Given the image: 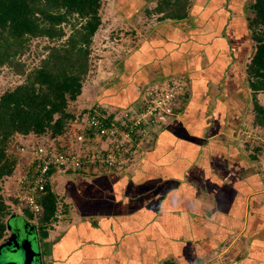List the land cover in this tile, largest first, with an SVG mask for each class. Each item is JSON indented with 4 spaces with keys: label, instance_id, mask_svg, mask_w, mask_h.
Returning a JSON list of instances; mask_svg holds the SVG:
<instances>
[{
    "label": "crops",
    "instance_id": "1",
    "mask_svg": "<svg viewBox=\"0 0 264 264\" xmlns=\"http://www.w3.org/2000/svg\"><path fill=\"white\" fill-rule=\"evenodd\" d=\"M233 1L190 0L184 19L158 21L107 82L99 106L117 113L138 107L143 96L136 87L151 81L178 74L188 86L175 118L139 141L129 166L91 175L51 172L47 185L57 207L46 236L35 217L12 207L5 222L22 219L34 228L42 264H264V150L256 141L252 151L238 137L245 126L264 128L253 124L243 66L251 40ZM157 3L124 0L118 9L131 12L123 18L130 20L147 4L160 20ZM15 139L36 145L49 138Z\"/></svg>",
    "mask_w": 264,
    "mask_h": 264
},
{
    "label": "trees",
    "instance_id": "2",
    "mask_svg": "<svg viewBox=\"0 0 264 264\" xmlns=\"http://www.w3.org/2000/svg\"><path fill=\"white\" fill-rule=\"evenodd\" d=\"M189 1L158 0L155 11L163 13L160 21L182 20L187 16ZM101 6L102 0H0V70L14 66L31 39L56 41L47 47L40 64L25 74L22 83L0 95V241L9 213L2 183L17 164L10 142L16 136L32 134L46 136L49 139L42 143L59 149L64 148L57 141L61 136L70 143L68 127L82 117L70 113L67 106L82 93L91 69V44L101 25ZM248 12L247 29L252 32L255 51L244 72L252 96L253 124L264 128V107L258 101V95L264 94V0H254ZM182 95L176 97L175 104ZM39 192L42 211L37 216L30 210L26 213L37 219L40 234L46 236L57 202L47 184Z\"/></svg>",
    "mask_w": 264,
    "mask_h": 264
},
{
    "label": "built area",
    "instance_id": "3",
    "mask_svg": "<svg viewBox=\"0 0 264 264\" xmlns=\"http://www.w3.org/2000/svg\"><path fill=\"white\" fill-rule=\"evenodd\" d=\"M181 88L179 84L163 90L136 87L143 96L142 106L118 113L91 105L79 121L70 124V143L63 144L62 149L51 143L21 144L18 150L26 153L29 162L18 179L16 199L37 216L42 211L38 202L39 191L47 184L51 172L91 175L105 169L122 170L129 166L139 141L149 137L156 127H163L167 118L173 116L172 104L182 93ZM238 137L239 141L246 137L244 140L249 143L259 141L264 147V137L250 126L241 129Z\"/></svg>",
    "mask_w": 264,
    "mask_h": 264
},
{
    "label": "rangeland",
    "instance_id": "4",
    "mask_svg": "<svg viewBox=\"0 0 264 264\" xmlns=\"http://www.w3.org/2000/svg\"><path fill=\"white\" fill-rule=\"evenodd\" d=\"M253 1L254 0H234L233 6L234 9L237 10V12H241L243 10V13H245V19L246 18L248 19V17L250 16V12H248V7ZM122 3H124V0H117V1L102 0V6L100 9L101 25L99 29L96 31L91 44V55H90L91 63H92L91 69L83 81L82 93L77 97L75 101H70L67 106V110H72L73 114L76 116L83 117L84 114L87 112L88 107H90V105L93 103L99 105L100 102L98 100L101 94H103V92L105 91L104 87L107 85V82L112 81L113 79L117 78L119 74H121L123 69L122 67L123 63L125 61L128 62L129 60H131L128 58L134 54V51L137 48V46L141 44L148 37L149 33L151 32L150 30H152V28L158 26V21H160L157 20L158 15H156L154 11H152L153 14L148 13L150 12V8H148L147 5L149 4L148 2L147 4L142 5V7L140 8L141 10L139 9L140 12H137L139 11L137 9L136 15L132 13L133 15L131 16L130 20H125L123 18H124V14L130 15L131 12L126 13L119 11L118 9L119 5ZM245 22H247V20H245ZM246 28H247V23H246ZM246 31L249 36V39L251 40L250 43L251 46H248L247 53L244 54L243 66H246V64L249 62L251 56L255 51L254 48L255 41L252 39V32L248 31V29H246ZM53 44H56V41H51L44 37L31 39L24 53L17 58L14 66H4L0 70V95L6 90L12 89L16 85L22 83L25 78V74L40 64L41 59L47 54V47ZM239 62L240 64L242 63L240 60ZM181 71L183 72L184 69H181ZM174 76L176 77L173 78V74H172L168 78H163V79L159 78L158 80L151 81V83H149L147 87L153 89L157 88L156 90L158 89L163 90L179 83V86L182 87L181 89L184 94V96L180 98L179 101H181V104H183V102L185 101V96L187 95L185 90L187 91L188 86L185 83V79H183V81H181V79L180 81L179 79H177L178 76L180 75L175 74ZM227 77L228 76H226V79ZM223 83L224 85L226 84L225 82ZM183 85H185V89ZM228 97L229 95H225L224 99H222L223 105L225 104V99L227 100L229 99ZM260 99L263 102L264 96L261 95ZM126 100L127 99L124 98V102ZM138 105H139L138 108L142 106L141 103H138ZM225 106L226 108H228L227 105ZM177 107H178L177 104L173 103L171 111L175 110ZM127 108H130V106H128ZM175 116H176L175 113L173 114V116H169L166 122H164L165 126L168 123H170L175 118ZM69 127L68 129L71 132L72 126L69 125ZM258 131H259V136L264 137V130H258ZM245 138L246 137L243 138L242 142H245L244 140ZM21 141L23 140L22 139L17 140L13 138L12 141L10 142L13 143L12 144L13 146H9V149L11 151V154L14 155V157L18 158V161H20L21 163H24L26 161L25 164L27 165L29 158L26 156L25 152L18 150ZM45 141L46 140H44L43 142ZM57 141L60 142L61 144L67 143L64 140L63 136H61ZM101 143L102 142H99L100 147H102ZM244 144L247 145L251 144L252 151L254 150L255 147L259 146L257 143L248 144L245 142ZM241 146L237 145V148L241 149L242 148ZM261 149L264 150V147H261ZM245 150L246 151L244 152V155L245 153H247L248 156L252 154V152H250L247 148ZM20 162L19 163L17 162L15 170L10 176L7 177L9 178V181L4 187V190L2 189L4 191L3 193L5 196V201L9 207V213L5 217V220L9 217L10 211L12 207H14V205L18 209L23 210L25 208L24 203L23 204L20 203L14 196L15 191L17 189V186L16 187L14 186L18 185V179L20 178V175L22 174L23 171V170L22 171L19 170L20 173L19 174L17 173L18 176L16 177L15 172L19 169ZM253 163H254L253 165L254 168L256 167L258 168L259 163L257 161ZM7 178H5L4 181ZM4 181L2 185H4ZM7 195L8 198H12V202L11 201L8 202L6 200ZM22 206L24 208H22ZM24 210L27 211L26 209ZM11 235H12L11 232L5 233L4 239H6L7 241ZM228 259L229 258H225L222 260L226 261Z\"/></svg>",
    "mask_w": 264,
    "mask_h": 264
},
{
    "label": "water",
    "instance_id": "5",
    "mask_svg": "<svg viewBox=\"0 0 264 264\" xmlns=\"http://www.w3.org/2000/svg\"><path fill=\"white\" fill-rule=\"evenodd\" d=\"M6 227L12 236L8 243L3 244L0 248V263L42 264L34 228H31L22 219L15 225L6 222Z\"/></svg>",
    "mask_w": 264,
    "mask_h": 264
},
{
    "label": "flooded vegetation",
    "instance_id": "6",
    "mask_svg": "<svg viewBox=\"0 0 264 264\" xmlns=\"http://www.w3.org/2000/svg\"><path fill=\"white\" fill-rule=\"evenodd\" d=\"M12 236V235H11ZM11 236H10V238L7 240V241H9L10 239H11ZM1 264V263H0Z\"/></svg>",
    "mask_w": 264,
    "mask_h": 264
}]
</instances>
